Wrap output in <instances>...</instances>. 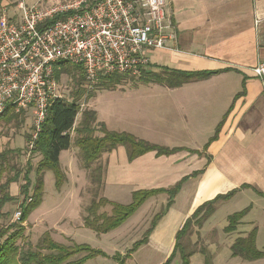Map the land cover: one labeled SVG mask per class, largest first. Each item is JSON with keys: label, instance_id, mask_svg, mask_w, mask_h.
I'll use <instances>...</instances> for the list:
<instances>
[{"label": "crops", "instance_id": "0c3cea01", "mask_svg": "<svg viewBox=\"0 0 264 264\" xmlns=\"http://www.w3.org/2000/svg\"><path fill=\"white\" fill-rule=\"evenodd\" d=\"M167 3L176 37L168 42V48L149 54L150 65L218 72L177 87L156 83L118 86L112 89L116 95L87 107L108 130L181 148L160 156L151 151L133 160L128 159L123 145L103 153L101 183L128 198L135 190L170 188L185 178L172 205L142 244L164 248L170 254L176 231L204 201L242 184L264 193V77L252 70L264 63V0ZM226 112L217 138L204 149ZM62 170L67 181L77 183L75 175L81 172L68 167ZM188 188L187 209H179L178 200ZM256 194L264 215V195ZM161 195L167 198L159 194L147 201ZM256 228L255 244L260 247L264 239L257 246L260 229Z\"/></svg>", "mask_w": 264, "mask_h": 264}, {"label": "trees", "instance_id": "16d2710c", "mask_svg": "<svg viewBox=\"0 0 264 264\" xmlns=\"http://www.w3.org/2000/svg\"><path fill=\"white\" fill-rule=\"evenodd\" d=\"M74 72L79 73L78 80H76V85L78 86L85 79L84 71L80 65L71 64L66 61H58L54 64V74L57 82H59L62 74L73 75ZM217 72L212 70L187 71L150 65L137 80L145 84L156 83L168 87H177L190 81L206 79ZM123 77L124 75L121 74L105 75L100 76L98 82L103 89L112 90L120 84ZM82 95V89L77 87L72 93L73 101L69 102L63 98L55 99L47 108L40 131L37 134L33 147L29 150L30 154L40 156L34 168V180L31 182L29 173L32 168L27 163L29 167L22 175L23 184L19 186V195L22 196L19 204L21 211L20 219L6 227H0V264H81L96 255L106 256L104 252L93 250L87 244L63 245L52 240L47 233L42 235L35 247L23 249L17 244V241L23 237L25 229L23 223L26 221L27 216L41 203L44 172H52L54 176V187L56 189L66 181L65 173L59 166V154L61 151L68 149L72 144L79 149L80 157L85 166L97 161L102 153L109 152L118 145H123L126 148L129 160H133L151 151L155 152L157 156H160L169 155L181 149L151 143L137 138L130 133L108 130L103 122L97 121L96 112L93 109L85 108L80 112V106L77 104V101ZM231 107L232 104L227 112ZM79 112L80 120L75 123ZM227 112L216 125L214 134L204 145V149L208 143L217 138ZM17 117L18 113L9 109L0 115V120L10 122ZM96 131H99L101 135H95ZM27 137L30 138V136ZM7 152L0 154V179L4 171V164L7 162ZM98 169H101V167L97 166L92 172L94 173V170L97 171ZM197 173L195 172L194 174ZM19 179V174L14 173L12 176H7L3 182H0V217L3 215L2 208L5 204L16 199L15 196L10 194L9 186L11 183L18 182ZM184 179L170 188L135 190L131 193L130 202L127 204L110 201L104 196L93 199L85 209L83 225L96 233H106L121 225L149 198L159 194H166V202L162 206V209L152 217L150 227L145 231L144 236L133 242L132 247L127 251L125 256L128 257L142 244L147 242V238L157 221L172 205L174 197L179 191ZM91 180L92 182L96 181L93 174L91 175ZM100 181L99 176L98 182ZM245 188H251L256 193L264 195L262 192H257L251 185L242 184L238 188L231 189L223 194H217L212 199L204 201L185 219L182 226L176 231L172 251L162 264H170L176 255L179 257L180 264H190V256L193 254V251L187 250L181 240L185 236L191 235L192 228L199 229L203 225L204 221L214 211L216 202L227 200L237 190ZM107 205L110 206L109 212L103 209ZM248 208L246 207L229 215L228 223L224 226L223 231L226 233L233 232L242 217L248 212ZM256 232L257 228L254 226L245 236L237 237L230 245L231 256L240 257L244 260H256L264 257V252L258 250L255 244ZM43 250L47 252L44 253ZM79 253H84V255L76 259H71ZM200 253L205 256V263L208 264V256H206L207 254L204 248H201ZM119 256V254L113 255V259L117 262L116 264H124V259H120Z\"/></svg>", "mask_w": 264, "mask_h": 264}, {"label": "rangeland", "instance_id": "374dc122", "mask_svg": "<svg viewBox=\"0 0 264 264\" xmlns=\"http://www.w3.org/2000/svg\"><path fill=\"white\" fill-rule=\"evenodd\" d=\"M49 1L57 2L60 0H25L26 5H32L37 2L47 3ZM12 8L16 10L14 6ZM78 77V72H74L73 75L62 74L58 82L57 92L61 98L71 102L73 101L72 93L77 87H80L83 92L82 97L77 101L80 106V112L88 108L87 105L89 106V103L93 107L95 100L96 103L97 100L103 103L107 96L113 97L116 95L112 90L103 89L99 85L98 80L95 83H89L83 79L77 86L76 80H78ZM139 83L141 82L136 78L124 76L118 86L131 87ZM95 94L96 97L92 101V97ZM80 112L76 117L75 123L80 120ZM16 113H18V117L10 122L0 120V154L9 151L6 153L7 162L4 164L0 182H3L7 176H12L14 173H18L20 178L16 184L15 182L10 184L12 185V191L9 192L10 194L12 192L16 199L6 203L2 208L3 215L0 217V227H6L16 222L13 219V214L19 209V204L22 200V196L19 195V186L23 184L22 175L29 167L27 163L30 164L32 169L29 177L31 182H33L34 168L40 159L39 155L30 154L27 147V140L29 139L27 136H30L33 129L31 111L21 110ZM95 135L99 136L101 133L96 131ZM59 166L61 169L68 167L70 171L81 172V174L75 175L77 183L73 184V182L66 179L56 189L52 172H44L42 200L29 213L23 223L25 228L23 237L17 241L21 248L35 247L42 235L47 233L52 240L63 245L87 244L93 250H100L106 254V256L96 255L81 264H116V260L113 259L115 254H119V258L124 259V264H162L166 260L169 254L166 249L145 245H141L130 256L125 257L133 242L144 236L145 231L150 227L152 217L162 209L166 202L164 195L154 201L153 199L146 201L144 205L115 229L106 233H96L83 225L85 209L90 201L104 196L110 201L127 204L130 202L131 197L128 198L127 194L123 192L116 194L114 187L106 183L104 188V184L101 181L98 182L99 176L102 180L103 153L97 161L85 166L80 157L79 149L72 145L71 149L62 151ZM97 166H100L101 169L94 170L93 173L92 170ZM92 174L95 176V182L91 180ZM65 176L67 175L65 174ZM189 194V188L183 191V196L178 200L179 209H187ZM255 194L256 192L252 189H240L231 198L215 203L214 211L204 221L203 225L199 229L192 228L191 235H187L181 240L187 250L193 251L190 256V264H206L205 256L200 253L201 248L206 251L208 264H264V257L256 260H244L240 257H232L230 251V245L233 241L237 237L248 233L254 226L260 229V234L257 237V246L263 244L264 215H262V206L258 202L259 198ZM246 207H249L248 212L242 217L236 229L231 233L224 232L223 228L228 223V216ZM103 209L109 212L110 206L107 205ZM261 246L257 248L264 252V245ZM43 252L47 251L43 250ZM82 255L84 253H79L71 259H76ZM170 264H180L178 255L175 256Z\"/></svg>", "mask_w": 264, "mask_h": 264}, {"label": "built area", "instance_id": "2783aa9c", "mask_svg": "<svg viewBox=\"0 0 264 264\" xmlns=\"http://www.w3.org/2000/svg\"><path fill=\"white\" fill-rule=\"evenodd\" d=\"M167 0H60L26 5L0 1V115L30 110L33 147L47 108L61 98L54 64L80 65L85 80L121 74L138 78L152 51L176 35ZM14 6L16 10L12 8ZM264 77V63L253 67ZM21 211L13 214L20 219Z\"/></svg>", "mask_w": 264, "mask_h": 264}]
</instances>
